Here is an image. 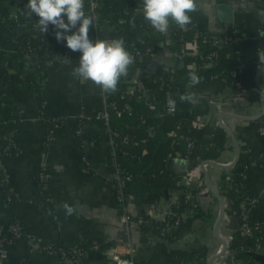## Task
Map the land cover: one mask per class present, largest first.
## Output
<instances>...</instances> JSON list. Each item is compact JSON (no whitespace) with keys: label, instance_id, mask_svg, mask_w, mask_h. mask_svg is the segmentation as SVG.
Segmentation results:
<instances>
[{"label":"crops","instance_id":"0c3cea01","mask_svg":"<svg viewBox=\"0 0 264 264\" xmlns=\"http://www.w3.org/2000/svg\"><path fill=\"white\" fill-rule=\"evenodd\" d=\"M222 1L197 0V10L189 15L196 28L210 35H219L229 28L240 31L241 63L238 72L230 84L219 77L216 80H201L193 86L185 76H181L173 80L171 89L179 114L183 117L182 127L204 146H211L213 140L210 133L202 130V123L220 125L218 113L223 110L250 116L264 106V96L258 97L255 87L264 85V66L260 65L258 59L259 51H264L263 46L259 47L264 8L256 4L257 0H226L232 6V20L219 26L218 4ZM136 2L138 6H133L132 13L125 12L121 16L111 14V22H97L94 19L89 30L90 39L147 41L146 26L151 24L143 15V0ZM5 11L9 12L8 15L4 14ZM11 20L13 25H9ZM174 27L176 23L170 20L168 32L164 33V39L151 55L147 66L149 72L164 66H181V59L169 46L172 43L170 30ZM43 34L38 30L37 23L26 20L17 0H0V104L18 113L17 116L0 117V147L9 143L0 157V170L8 177L5 189L0 180V225L17 220L29 237H44L49 242L64 246L83 242L86 251L74 264H114L106 252L114 245L120 252H125L127 244L130 245L131 256L137 264H198L196 261H179L172 256L171 250L196 247L199 243L206 244L208 256L216 252L221 241L214 235L212 227L219 204L206 185L201 168L203 159L195 155L183 156L182 149L175 146V153L169 155L166 161V172L172 180L181 181L186 188L174 189L150 205H142L128 194L127 206L132 219L128 227L120 221L121 211L107 181V177H110L106 171L108 164L102 160L106 153L103 151L105 145L86 136L91 157L103 166L99 171L86 156L90 166L82 167L80 155L82 151L85 155L87 152L80 127L76 129L75 123L81 118L79 114L93 115L101 109L104 99L101 90L91 81L72 76V69L78 65L79 52L70 50L69 57L60 67L43 66L38 91L23 88L21 73L13 69H9L7 81L2 82L4 58L20 56L23 35ZM194 43L191 37L185 39V54L195 53ZM130 54L134 57V63L129 67L128 75L120 79L127 90L142 84L138 58ZM152 61L155 63L151 65ZM189 92L195 93L197 103L180 101L179 97ZM58 118H63V123H57ZM222 121L233 129L241 152L246 153L256 147L264 155V114L255 119L223 116ZM50 130L53 133L49 134ZM47 135L51 136L46 143ZM227 139V145L220 155L209 159L224 164L233 160L235 148L229 135ZM204 166L217 189L218 182L231 173V167ZM42 169L49 173L45 186L41 185L38 177ZM244 181L251 194L260 198L250 207L249 213L264 224V162L248 167L244 171ZM182 195L190 197L213 214L211 222L210 219L195 217L191 231L168 241L159 238L157 233L139 229L138 216L154 219L152 212H162ZM225 201L230 200L227 197ZM63 203L75 209L72 215H66L65 210L59 207ZM236 226V217L227 212L220 224V232L228 233ZM117 238H122L126 243L116 244ZM27 241L22 235L11 244L3 264H55L57 256L54 253L31 249ZM96 245L99 247L95 248ZM256 254L249 259L225 252L215 258L213 264H264V252L257 251ZM204 263L207 264V259Z\"/></svg>","mask_w":264,"mask_h":264},{"label":"trees","instance_id":"16d2710c","mask_svg":"<svg viewBox=\"0 0 264 264\" xmlns=\"http://www.w3.org/2000/svg\"><path fill=\"white\" fill-rule=\"evenodd\" d=\"M17 2L25 15L27 0H17ZM133 6H138L136 0H102L101 6L96 9V21L106 20L111 22V14L121 16L125 12L132 13ZM87 9L88 3L85 0L84 10ZM8 13V11L4 12L6 15ZM25 17L28 22L38 24L39 18L36 14H32L31 17L25 15ZM13 23V20H11L9 25H13ZM146 30L148 34L145 42H131L130 39H123L126 50L129 53L133 52L134 47L141 52V59L138 60L142 77L141 86L134 88L132 95L121 96L120 93L125 89V86L119 80L117 89L110 94V100L113 104L106 106L109 112L108 128L103 118L96 115L97 110L94 112L92 120L80 118L75 123L77 129L86 121H91L97 123L104 130V135H107V138L92 127L86 129V136L88 139L95 138L101 145H105L103 151L106 153L102 156V160L108 164L106 166L107 173L114 171L112 162L115 161L121 169L120 175H129V179L126 182L128 189L127 192L125 191L126 195L131 194L142 205H150L168 195L174 189L186 188L181 181L172 180L166 172V161L169 155L175 153V146L182 149L183 156L195 155L205 159L215 158L220 155L228 142L226 131L217 123L201 124L202 130L212 136L213 144L211 146H204L194 140L190 132L182 128V117L179 113L165 112L164 106L165 101L169 98L167 93L169 87L162 84V81L167 77L178 79L181 76H185L189 81V73L195 72L200 77V81L216 80L221 76L227 84H230L233 79L232 70L236 69L237 65L241 63L240 41H227V43L220 46H215L211 42L210 34L199 30L191 23L185 29L174 27L170 30L172 43L169 46L181 59V66H164L162 69L149 72L147 66L149 65L151 54L146 48L158 47L165 34L156 31L151 25L146 26ZM54 31L53 26L49 25L48 32L43 35H23L20 56L10 55L4 58L5 66L2 82L5 83L7 81L9 69H13L21 73L23 88L38 91L41 87L40 81L43 78V66L60 67L66 62L70 54V49L66 47L63 41H56ZM224 33L228 34L229 32L225 30ZM189 37H195L199 45L202 46L200 53L188 55L181 52L184 40ZM204 37L207 39L203 40ZM259 42V47H264V21L260 24ZM213 51H215V55L212 58H214L215 64L209 67L200 66V55H207ZM62 54H65L64 58ZM192 61L197 63L195 70L189 68V63ZM255 87L258 97L264 95V85ZM144 88L147 89L146 92H143ZM154 92L157 95L156 97H154ZM125 103H128L130 109L125 108ZM117 109H119V112H117ZM157 110L162 111L163 114L160 116L156 113ZM10 115L17 116L18 113L0 104V117H8ZM56 121L61 124L64 119L58 118ZM110 131L114 133L112 134ZM51 133L53 131L49 134ZM48 137L49 135L45 138L46 143L48 142ZM123 137H126L133 145H130L131 147L124 146ZM110 138L113 141L112 143L109 142ZM189 138L193 139L190 146L187 145ZM8 144L6 143V145L0 147V157L2 156L1 152ZM112 149L114 150V155L110 156L109 153ZM79 161L83 168L90 166L83 151ZM262 162H264V155L256 147H252L246 153L240 152L237 163L230 169L231 173H235V178L224 176L218 182V191L224 196L225 213L234 212L238 216V226L241 223L239 214L243 208L242 201L248 198L244 194H253L246 188L244 178L242 182H236L237 173L245 164L251 167L256 163ZM0 180L2 181V187L5 189L7 178L2 170H0ZM107 181L113 192L117 180L107 177ZM227 197L230 200L229 202L225 201ZM259 199L258 197L256 203L260 201ZM189 201L194 202L190 197L182 195L178 201L170 204L171 209L175 212H180L187 207ZM192 208L193 214L186 217L173 230L172 234H174L175 238L191 231L192 220L195 217L210 219V222L213 219V214L201 208L198 203ZM142 219V222L138 224L142 232L158 233L163 226V220L153 219L149 216ZM247 220L253 229L251 235L245 237L240 233L239 227L236 228L233 231L234 237L230 241L226 252L231 253L232 251L237 256H247L252 259L257 255L256 253L259 249L256 244L264 245V224L250 214H248ZM70 237L73 238L74 236ZM40 244L47 245L48 241L42 237ZM83 247V242H77L73 246H64L57 242L52 243L51 249L58 253L55 264H63L60 252L64 251L66 256L75 257L77 255L76 251L81 250ZM171 253L174 258L181 262L196 261L198 264H206L204 262L208 257L205 243H199L196 247L172 248Z\"/></svg>","mask_w":264,"mask_h":264},{"label":"clouds","instance_id":"9594fccd","mask_svg":"<svg viewBox=\"0 0 264 264\" xmlns=\"http://www.w3.org/2000/svg\"><path fill=\"white\" fill-rule=\"evenodd\" d=\"M197 10V0H143V15L160 33H167L170 20L181 29L192 23L189 13ZM38 16V30L47 33L53 26L57 42H65L73 52H79L78 65L72 69V76L83 81H91L102 93H111L117 89L119 80L128 75L134 57L126 50L123 38L96 39L89 37L94 16L84 11V0H27L25 15ZM66 17V21H65ZM71 33V34H68ZM260 65L264 66V51H259ZM189 82L195 86L200 77L189 73ZM181 102L195 104V93H186L179 97ZM169 111H174L176 101L169 95ZM66 215H72L75 209L67 203L61 206Z\"/></svg>","mask_w":264,"mask_h":264},{"label":"built area","instance_id":"2783aa9c","mask_svg":"<svg viewBox=\"0 0 264 264\" xmlns=\"http://www.w3.org/2000/svg\"><path fill=\"white\" fill-rule=\"evenodd\" d=\"M88 3V9L86 10L90 15L94 16L96 19V9L99 8L102 4V0H86ZM176 27H179L176 24ZM226 31H228V34H225L224 32L219 34V35H210L211 38V42L215 45V46H220L221 44L227 43V41H240L241 40V34L240 31L237 28H229ZM194 39V44H195V53H200L202 46L199 45V43L197 42L195 37H192ZM207 38H203V40H206ZM185 41V40H184ZM65 43V42H64ZM146 50L152 55L154 53L155 48L152 47H147ZM181 52L183 54H185L184 52V44L182 46ZM132 54L138 58V60L141 59V52L138 48L134 47V50L132 52ZM215 55V51L207 54V55H200V66L202 67H209L213 64H215V60L214 58H212V56ZM65 54H62V57L64 58ZM197 67V63L195 61H192L191 63H189V68L191 70H195ZM240 68V64L237 65V68L232 70V75L235 76L236 73L238 72ZM221 77V76H220ZM173 78L171 77H167L162 81V84H165L169 87V89L167 90L168 95H171L172 97V93H171V89L173 87ZM133 89L131 90H127L124 89L120 95L124 96V95H132L133 93ZM147 89H143V92H146ZM110 94L111 93H102L103 95V99H104V105L101 109L97 110L96 115L100 116L101 118H103L104 123L107 125L108 128V115L109 112L106 109V106L109 104H113V102L110 100ZM154 97H156V93L154 92ZM264 96V95H263ZM173 98V97H172ZM264 98V97H263ZM174 99V98H173ZM168 100V98H167ZM167 100L165 101V106H164V110L167 113H179L177 106L175 107L174 111H169L168 105H167ZM230 100H228L229 102ZM125 108L130 109V107L128 106V103L124 104ZM117 112H119V109H117ZM156 113H158L160 116L163 114L162 111L157 110ZM180 115V114H179ZM182 117V115H180ZM79 117L81 118H93V115L91 114H84L81 113L79 114ZM183 119V117H182ZM55 120V119H54ZM201 124V123H200ZM182 126V123H181ZM183 128V127H182ZM111 132V131H110ZM112 134L114 132H111ZM51 136V135H50ZM49 136V137H50ZM48 137V138H49ZM192 137V136H191ZM193 138V137H192ZM192 138H189V140L187 141V145L190 146L192 143ZM123 141V145L124 146H129V145H133V143H130L126 137L122 138ZM110 143H112V139L110 138L109 140ZM110 156L114 155V150H110ZM215 161L219 162L218 160L214 159ZM229 163V162H228ZM111 164V163H110ZM112 165L114 167V171L109 173V176L115 180H117L115 187L113 189V194H114V198L115 201L118 205V207L120 208L121 211V215H120V221L124 224L125 227H128L130 225V223L132 222L129 210H128V203H127V195L125 192V188H126V182L129 179V175L125 174V175H120L121 169L118 166V164L113 161ZM248 168L247 164H245L244 166H242V169L239 171V173H237V181H243L244 178V171ZM5 173V172H4ZM6 175V173H5ZM235 173H230V177L235 178ZM39 182L41 183V185L45 186L47 179L49 177V173L45 170L42 169L40 174H39ZM240 177V178H239ZM6 178L8 179L7 175ZM239 178V179H238ZM222 195V194H221ZM246 198L245 200H243V208L240 212V218H241V223L238 226V216L234 213L231 212V214H233L236 219H237V226L236 228L239 227L240 229V233L245 236V237H249L252 233V226L248 223L247 220V216L249 213V209L250 207L254 206L256 204V202L258 201V196L253 194V195H249V194H244ZM49 200H51L49 198ZM196 203L189 201L187 204V207L185 209H183L180 212H175L171 209L170 204L168 205V207H166L162 212L160 213H151V215L154 217V219L157 220H163V226L161 227V229L159 230L158 237L161 238L162 240H169V239H176L174 234H172L173 230L177 227V225L182 222L186 217L190 216L193 214V208L192 206H194ZM142 217L138 216L136 218V221L138 223L142 222ZM235 228V229H236ZM234 229V230H235ZM233 230V231H234ZM233 231H230L228 233L222 234L223 237L226 238L227 242H228V246L230 241L233 239L234 235H233ZM25 236L27 241V246L31 249H43L47 252H52L54 253L56 256L58 255V253L56 251H53L51 249V244L52 242L48 241V244L46 245H41L40 241L42 237H29L25 234L24 228L23 226L20 224L19 221L17 220H11L10 222L0 225V264L4 263V260L8 254L9 251V247L11 244H13L14 242H16V240L20 237V236ZM126 243L122 238H117L116 239V244H120V243ZM222 244H220V247L217 249V251L221 248ZM262 245H260L259 243L256 244L257 248H260ZM95 248H98L99 246H94ZM126 251L125 252H120V250H118L117 245H114L113 247H110L108 249H106V252L112 257L114 264H137L135 262V260L132 258L131 256V252H132V248L130 245L127 244L126 246ZM244 250H246L244 248ZM86 251V247L84 246L81 250H77V255L74 256H66L65 252L62 251L60 252V258L62 260L63 264H74L76 262V260ZM74 254V253H73ZM229 254H233V252L231 251V253ZM56 263V262H55Z\"/></svg>","mask_w":264,"mask_h":264},{"label":"water","instance_id":"95a60500","mask_svg":"<svg viewBox=\"0 0 264 264\" xmlns=\"http://www.w3.org/2000/svg\"><path fill=\"white\" fill-rule=\"evenodd\" d=\"M256 4L258 6L264 8V0H257ZM218 15H219V22H218L219 26H222L223 23L230 22L232 20V16H233L231 4H229L226 0H223L222 2H220L218 4ZM154 63L152 61L151 65ZM263 114H264V106L260 111H258L257 113H255L253 115H250V116L240 115V114H236L234 112H228V111H224V110L218 113V122H219L220 126H222L226 130V132L228 133L230 140L232 141L234 148H235V156H234L233 160L227 164L220 163V162H217V161H215L213 159H209V158L203 159L201 162V168H202V172L204 174V179H205L206 185H207L208 189L210 190V192L216 197L218 204H219V209H218L217 215L214 219L212 229H213L214 235L221 241V244H222L221 248L218 251L214 252L213 254H211L210 256L207 257V264H213V260L215 258L222 256L226 252V249L228 247V242H227L226 238L223 237V235L220 232V224H221L223 216L225 214L224 199H223L221 193L215 187L214 183L212 182V180L209 176V173H208L206 167L204 166V164H211V165H214L217 167L228 168V167L234 166L239 159L241 151H240L238 140L234 134L233 129L222 121L223 116H231V117L237 118V119H255L257 117H260ZM89 127L96 129L100 134H103V135H104V130L98 124L91 123V122H85L80 126V135H81V138L83 139V143L85 145V151L87 152L86 156L88 157L89 162L93 165V167L97 168L99 171H102L103 164H97L89 153L88 139L86 138V129ZM104 137L107 138L108 136L104 135ZM125 190L127 191V189H125ZM123 238L126 239V237L124 235H123ZM258 252H260V253L264 252V246L259 248Z\"/></svg>","mask_w":264,"mask_h":264}]
</instances>
